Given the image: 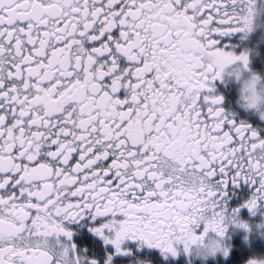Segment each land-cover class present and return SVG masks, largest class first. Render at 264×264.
Returning <instances> with one entry per match:
<instances>
[{"label": "snow or ice", "instance_id": "obj_1", "mask_svg": "<svg viewBox=\"0 0 264 264\" xmlns=\"http://www.w3.org/2000/svg\"><path fill=\"white\" fill-rule=\"evenodd\" d=\"M0 264H264V0H0Z\"/></svg>", "mask_w": 264, "mask_h": 264}]
</instances>
